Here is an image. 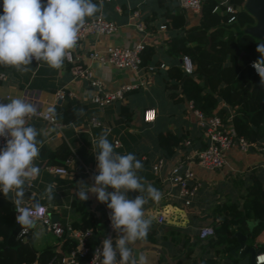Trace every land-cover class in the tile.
<instances>
[{
    "label": "crops",
    "instance_id": "1",
    "mask_svg": "<svg viewBox=\"0 0 264 264\" xmlns=\"http://www.w3.org/2000/svg\"><path fill=\"white\" fill-rule=\"evenodd\" d=\"M46 2L47 0H42V3ZM93 2L99 5L101 0ZM176 4L184 12L187 27L198 23L199 13L181 7L177 2L102 0V8L93 16L101 15L112 20L117 28L112 33L87 34L80 39L72 49L74 61L65 59L60 69H54L45 62L38 63L34 60L27 73H21L14 67L0 66L1 103H9L8 98H23L37 110L52 109L50 112L61 123L57 128L43 117L34 116L29 120L40 133L37 139L42 141V146L34 161L41 170L40 175L31 183L26 198L31 197L33 201L47 205L50 216L63 224H71L79 219L80 213L72 206V200L79 199L76 196L78 183L94 184L93 178L98 175L91 141L97 139L105 129H111L109 141L114 145L115 139L120 142L115 150L121 154H135L143 163V168L137 174L162 194L158 202L148 199L144 205L145 218L151 219L152 225L147 237L137 242L133 248L134 255H145L148 264H248V255L240 258L232 252L238 245L234 233L239 231L246 234V243L254 244L260 252L264 251V229L255 237L252 236L256 224L254 218L244 219L243 213L234 216L238 221L244 219V225L242 229L238 223L229 224L233 239L229 246L226 242L219 241L215 231L205 238L199 237V229L202 226L214 228L224 216L232 217L237 210L243 212L247 189L254 181H258L264 188V138L255 140V145L247 150H241L236 144L227 148L224 151L225 163L221 167L206 168L192 163L199 188L189 204L183 202L178 187L168 178L173 164L205 144L198 118L188 106L190 98L181 90L180 81L169 74L170 66L180 68L179 59L183 52L178 48L177 40L171 37L183 35L181 41L185 47H192L185 36V29L160 28V24L164 22L162 13L165 8ZM134 11H138V15H134ZM0 14H3V3ZM87 18L90 17L85 19ZM138 20L144 22V31L136 28L135 22ZM141 40L146 46H152L154 52L147 65H141L138 70L104 64L88 56L90 51H103L115 45L131 46ZM77 63L88 65L101 80L104 89L115 90L125 84L137 86L128 90L122 99L98 106L91 100L92 87L88 80L74 75L73 66ZM182 73L189 75L183 71ZM59 89L64 91L62 98L56 96ZM205 90L210 91V87L207 86ZM218 99L219 106L224 111V119L233 122L239 105H230L220 97ZM149 107L155 109V118L146 122L142 114ZM70 111L75 112V117L63 121L66 112ZM93 116L100 124L92 123L90 118ZM161 131H171L181 136L172 153L160 146L158 134ZM187 140L190 141L189 144L186 143ZM62 143L68 146L71 161L65 163L63 159L54 157L52 160H57L58 163L49 164L65 165L68 169L66 174L51 172L46 168L49 165L48 154L56 151ZM2 148L4 147H0ZM159 157H163L165 162L159 173H156L153 171V164ZM49 183L56 186L50 201L44 195V189ZM0 195L4 196L3 193ZM138 195L139 192L135 191L128 193L132 199ZM7 198L12 204V194ZM84 203L95 220L94 231L99 241L107 232L111 210L91 193ZM158 216H163L164 219L158 221ZM44 230L46 229L39 222L33 228L35 234L40 233L35 239L37 246L46 242H51L54 246L59 242L53 234L54 238L43 239L41 235ZM117 235L113 229L114 240Z\"/></svg>",
    "mask_w": 264,
    "mask_h": 264
},
{
    "label": "clouds",
    "instance_id": "2",
    "mask_svg": "<svg viewBox=\"0 0 264 264\" xmlns=\"http://www.w3.org/2000/svg\"><path fill=\"white\" fill-rule=\"evenodd\" d=\"M102 8L93 0H3L0 14V66L14 67L27 73L33 61L45 62L49 67L60 69L70 50L77 45L78 34L86 17H92ZM259 59L252 67L256 69L260 84L264 86V42L257 43ZM0 103V137L6 146L0 149V193L12 194L16 206V222L21 228H35L43 213L39 201L26 198L31 183L40 175L34 163L40 153L42 141L36 127L29 120L37 115V109L23 98H8ZM52 111V109H49ZM111 129L91 141L96 155L98 175L94 184L79 182L76 196L82 200L94 194L99 202L111 210L110 221L118 234L115 240L106 237L102 247L97 248L100 264H148L147 257L133 254V248L143 241L151 228L152 220L145 218L144 205L148 199L159 201L161 192L140 177L143 168L135 154H121L109 141ZM55 184L49 183L44 195L53 198ZM130 191L139 192L134 199ZM146 194V195H145ZM38 238L40 233L35 234ZM102 257V259H101Z\"/></svg>",
    "mask_w": 264,
    "mask_h": 264
},
{
    "label": "trees",
    "instance_id": "3",
    "mask_svg": "<svg viewBox=\"0 0 264 264\" xmlns=\"http://www.w3.org/2000/svg\"><path fill=\"white\" fill-rule=\"evenodd\" d=\"M165 1L176 3L175 0ZM244 1L228 0L227 3L235 8L233 12L235 19L230 22L227 19L231 12L226 11L227 3L221 0H203L199 21L190 27L186 26L184 12L177 4L165 8L162 15L166 28L185 29V36L192 47H185L181 41L183 35L171 38L176 39L182 53H189L196 63L192 75H185L179 66L172 65L169 68L170 76L180 81L181 90L186 97L192 99L194 107L202 110L206 115L218 113L224 117L218 97L230 105L238 104L239 108L233 116L234 128L237 134L254 142L264 138V86L260 84L259 75L249 66V61L259 59L260 54L256 51L257 43L264 40L244 32L245 26L254 22L253 16L243 8ZM216 5L218 8L214 10ZM240 6L241 9H238ZM153 52L152 46H146L142 50L141 65H147ZM207 86L210 87V91H204ZM74 115V111L66 112L63 121L71 120ZM158 138L160 146L168 153H172L174 146L181 140V136L171 131H161ZM69 154L68 146L62 143L56 151L48 154L47 163H58L57 160H52L54 157L64 161ZM72 206L81 217L71 224L81 229L92 230L88 244L93 247L98 242L93 216L86 209L84 201L80 199L72 200ZM243 209V212L237 210L232 217L224 216L213 228L220 242H226L228 245L233 240L230 236L229 224L238 223L239 228L243 229L246 218L256 220L252 236L255 237L264 229V188L258 181H254L248 187ZM242 213L244 219L235 220V217ZM19 228L20 225L14 219L13 204L10 199L0 195V264L45 260L53 253L54 246L51 242H46L40 247L35 244L37 237L33 228H30L25 239L17 237ZM62 240L64 250H69L76 244L75 240L67 237L66 234ZM227 245L226 247L229 248Z\"/></svg>",
    "mask_w": 264,
    "mask_h": 264
},
{
    "label": "built area",
    "instance_id": "4",
    "mask_svg": "<svg viewBox=\"0 0 264 264\" xmlns=\"http://www.w3.org/2000/svg\"><path fill=\"white\" fill-rule=\"evenodd\" d=\"M181 7L188 8L194 12L199 13L203 0H175ZM223 3H227L228 0H221ZM3 0H0V8L2 7ZM218 8V5L214 7V10ZM226 11L231 12L228 17V21H233L235 15L233 12L235 8L228 4L226 5ZM134 15H138V11H134ZM135 26L138 30L144 31L145 24L142 20L135 22ZM165 24H160V28H165ZM117 24L112 21L105 19L101 15H95L85 19L84 24L80 28L78 34V41L85 37L87 34L93 33H112L116 30ZM77 41V42H78ZM145 42L142 40L131 45V46H111L103 51H90L88 53L89 58L101 62L109 63L117 67H127L133 70H138L141 66V52L145 48ZM68 61H74L72 50H70L69 56L66 58ZM256 60L249 61V66L253 72L258 74L256 69L252 67L253 62ZM179 65L183 72L186 74H192L196 68V64L187 52L180 55ZM73 72L75 76L84 77L88 80L89 85L92 87L91 100L98 106H104L110 104L116 100L122 99L128 90L136 87V84H125L115 90H107L102 86L101 80L96 77L93 70L88 65L80 63L74 64ZM2 74H0V77ZM56 96L62 98L64 91L59 89L56 91ZM1 103V102H0ZM5 104V103H4ZM188 106L193 110L194 114L198 118V124L201 129L202 137L205 141V145L200 148H195L189 154H186L183 158H180L175 164L172 165L169 172V181L178 187L179 194L183 198L185 204H189L191 198L196 194L199 188V182L194 178V171L191 167L192 163H197L206 168H218L225 163L224 151L236 144L241 150H247L250 146L255 145V142H251L244 136L237 134L233 122L229 119H224L220 114L213 113L206 115L202 110L195 108L193 100L190 99ZM47 119L53 123L57 128L61 126L56 117L50 111L37 110V115ZM143 120L150 122L155 118V109L149 107L144 109L142 114ZM93 124H100V121L96 117L90 118ZM116 145L120 144L118 139L114 140ZM190 143L189 140L186 141ZM6 146V140L0 137V147ZM65 163L71 161L70 154L64 159ZM164 158L159 157L153 164V171L159 173L164 165ZM46 168L51 172L57 173H68V169L65 165H53L49 164ZM13 204L14 219L16 222V206ZM43 207V213L41 218L38 220L46 231L52 233L59 240L58 243L54 244L53 253L45 260L35 259L29 262H23L21 264H93L95 253L97 248L102 247V241L106 237L113 236V228L111 221L107 223V232L105 236L99 240L93 247L88 244V238L92 234L90 228L81 229L75 227L72 224H63L58 219H54L50 216V210L47 205L41 204ZM163 216H158L157 220L162 221ZM17 223V222H16ZM18 224V223H17ZM30 228H19L17 237L24 238L28 234ZM75 240V246L69 250H64L62 237L64 235ZM214 234V229L211 226H202L199 229V237L205 238ZM102 259V257H101ZM255 262L261 264L264 262V251L259 252L255 256ZM95 264H100V260L97 257Z\"/></svg>",
    "mask_w": 264,
    "mask_h": 264
},
{
    "label": "water",
    "instance_id": "5",
    "mask_svg": "<svg viewBox=\"0 0 264 264\" xmlns=\"http://www.w3.org/2000/svg\"><path fill=\"white\" fill-rule=\"evenodd\" d=\"M243 8L254 18V22L245 26L244 32L264 40V0H245ZM241 9V6L238 7ZM238 239V245L232 249L234 254L240 258L248 255V264H257L255 256L260 251L254 244L246 243V234L239 231L234 233Z\"/></svg>",
    "mask_w": 264,
    "mask_h": 264
},
{
    "label": "rangeland",
    "instance_id": "6",
    "mask_svg": "<svg viewBox=\"0 0 264 264\" xmlns=\"http://www.w3.org/2000/svg\"><path fill=\"white\" fill-rule=\"evenodd\" d=\"M53 235H52V233H49L48 231H46V230H44L43 231V234L41 235V237L43 238V239H48V238H51Z\"/></svg>",
    "mask_w": 264,
    "mask_h": 264
}]
</instances>
